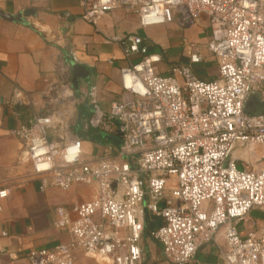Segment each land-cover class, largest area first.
Masks as SVG:
<instances>
[{"label": "built area", "instance_id": "obj_1", "mask_svg": "<svg viewBox=\"0 0 264 264\" xmlns=\"http://www.w3.org/2000/svg\"><path fill=\"white\" fill-rule=\"evenodd\" d=\"M82 19L95 24L105 13L122 9L138 17L140 27L165 24L175 18L179 29L207 18V51L215 59L218 78L197 79L188 68L173 76L158 73V57L139 47L141 39L126 38L127 58L139 53V63L121 70L122 89L131 97L110 104L120 146L115 154L81 158L80 141H51L56 122L34 115L27 127L10 132L22 145L29 177L39 191H68L90 186L92 198L69 213L56 210L54 226L70 241L52 249L30 250L28 264H75L77 254L107 259L112 264H141L148 212L162 219L150 233L169 264H190L199 248L221 231L220 264H264V221L241 236L238 227L253 209L264 210V113L249 115L250 95L264 100V0H77ZM193 62L200 56L194 54ZM92 109V92H85ZM89 125H101L94 116ZM244 146L251 169L239 167L229 153ZM259 165L254 168L253 165ZM114 185V188L111 186ZM0 192V199L7 197ZM97 216L99 221L93 218Z\"/></svg>", "mask_w": 264, "mask_h": 264}, {"label": "crops", "instance_id": "obj_2", "mask_svg": "<svg viewBox=\"0 0 264 264\" xmlns=\"http://www.w3.org/2000/svg\"><path fill=\"white\" fill-rule=\"evenodd\" d=\"M27 9L34 14L19 21L0 17V192L8 194L0 199V264H28L30 250L67 244L69 235L54 226L56 210L70 213L93 195L92 188L84 185L68 191L50 187L40 192L39 181L29 177L21 142L10 135L12 130L27 127L34 115H50L57 123L51 135L54 144L78 139L84 160L115 154L120 141L116 122L108 118L110 104L131 97L122 89L121 70L142 58L139 53L124 56L130 36L141 39L139 47L147 55L158 57L153 65L158 73L171 75L179 83V74L173 73L177 68H188L202 81L219 76L216 61L206 49L210 29L204 16L184 30L177 27L173 17L165 24L142 28L136 14L115 9L93 25L82 19L83 7L77 0H0V12L14 18ZM194 54L200 56L198 62L191 60ZM71 62L87 72V78H78V90L72 85ZM260 89L264 91V86ZM85 92H92L95 110ZM93 116L100 117L98 127L89 125ZM99 133L111 136L112 141L103 143ZM263 155L264 147L259 146L253 158L259 160ZM238 165L251 169L242 162ZM93 220L99 221L97 216ZM142 221L141 264H169L161 246L150 237L162 226V219L146 212ZM263 221L264 210H251L238 227L239 234L255 231L253 224ZM223 249L220 231L214 242L199 248L190 264H220ZM75 264L112 263L77 254Z\"/></svg>", "mask_w": 264, "mask_h": 264}, {"label": "water", "instance_id": "obj_3", "mask_svg": "<svg viewBox=\"0 0 264 264\" xmlns=\"http://www.w3.org/2000/svg\"><path fill=\"white\" fill-rule=\"evenodd\" d=\"M31 13L34 14L33 10L27 9L24 12H22L21 15L16 16L14 18L10 15H6L0 12V17L5 20H9V21H13V20L19 21L21 18L30 16ZM71 70L73 72V76H72L73 88L75 90H78V78H84V79L87 78L86 76L87 72L85 71L83 67L77 66L73 64L72 62H71ZM244 113L249 114V115H259V114L264 113V100H261L258 94L250 95L245 103ZM234 157L237 158L238 162L248 164V156H247L246 147L241 146V145L236 146L229 153L228 158L225 161V165ZM111 187L114 188V185H112Z\"/></svg>", "mask_w": 264, "mask_h": 264}, {"label": "trees", "instance_id": "obj_4", "mask_svg": "<svg viewBox=\"0 0 264 264\" xmlns=\"http://www.w3.org/2000/svg\"><path fill=\"white\" fill-rule=\"evenodd\" d=\"M99 136L101 137V139L103 140V143H104V141L106 140V141H112V137L111 136H106L105 134H103V133H99Z\"/></svg>", "mask_w": 264, "mask_h": 264}, {"label": "rangeland", "instance_id": "obj_5", "mask_svg": "<svg viewBox=\"0 0 264 264\" xmlns=\"http://www.w3.org/2000/svg\"><path fill=\"white\" fill-rule=\"evenodd\" d=\"M242 169L247 170L246 166H245V168H242Z\"/></svg>", "mask_w": 264, "mask_h": 264}]
</instances>
